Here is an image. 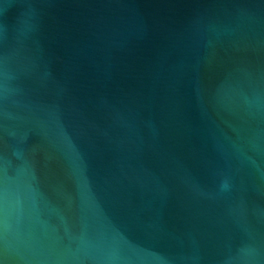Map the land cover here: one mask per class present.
<instances>
[{
    "label": "water",
    "instance_id": "1",
    "mask_svg": "<svg viewBox=\"0 0 264 264\" xmlns=\"http://www.w3.org/2000/svg\"><path fill=\"white\" fill-rule=\"evenodd\" d=\"M0 264H264V0H0Z\"/></svg>",
    "mask_w": 264,
    "mask_h": 264
}]
</instances>
